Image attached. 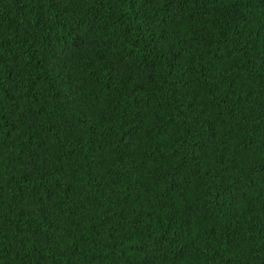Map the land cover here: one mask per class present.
Wrapping results in <instances>:
<instances>
[{"label":"trees","instance_id":"obj_1","mask_svg":"<svg viewBox=\"0 0 264 264\" xmlns=\"http://www.w3.org/2000/svg\"><path fill=\"white\" fill-rule=\"evenodd\" d=\"M0 264H264V0H0Z\"/></svg>","mask_w":264,"mask_h":264}]
</instances>
